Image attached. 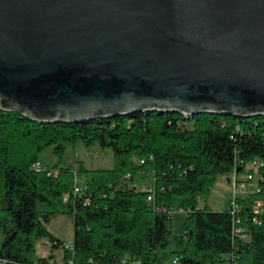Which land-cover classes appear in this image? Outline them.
I'll list each match as a JSON object with an SVG mask.
<instances>
[{
    "label": "trees",
    "instance_id": "trees-1",
    "mask_svg": "<svg viewBox=\"0 0 264 264\" xmlns=\"http://www.w3.org/2000/svg\"><path fill=\"white\" fill-rule=\"evenodd\" d=\"M77 143L112 150L113 167H33L47 148L61 160ZM254 158L264 159V115L151 111L39 123L0 108V264H54V249L63 250L64 264H166L175 257L178 264H264V212L249 227L250 240L236 246L231 212L199 206L218 176L229 178ZM75 173L87 186L79 194ZM146 173L151 202L147 191L129 185ZM260 173L259 193L237 200L240 216L252 215L253 200L264 207ZM174 208L186 211L179 249L172 248ZM56 214L72 223L71 249L46 227ZM42 239L51 244L47 256L36 254Z\"/></svg>",
    "mask_w": 264,
    "mask_h": 264
},
{
    "label": "water",
    "instance_id": "water-1",
    "mask_svg": "<svg viewBox=\"0 0 264 264\" xmlns=\"http://www.w3.org/2000/svg\"><path fill=\"white\" fill-rule=\"evenodd\" d=\"M0 108L264 115V0H0Z\"/></svg>",
    "mask_w": 264,
    "mask_h": 264
},
{
    "label": "rangeland",
    "instance_id": "rangeland-1",
    "mask_svg": "<svg viewBox=\"0 0 264 264\" xmlns=\"http://www.w3.org/2000/svg\"><path fill=\"white\" fill-rule=\"evenodd\" d=\"M40 168L43 169H58L60 167L76 168L81 165L89 170L110 169L114 165L113 152L107 148H101L97 145L84 146L77 143L74 146H67L61 160H59L52 152V148H47L38 155ZM152 174H137L134 182L129 185H134L135 189L142 190L151 187ZM233 199V189L228 179L225 176H218L215 183L210 189L207 196L200 198L199 206L206 205L212 211H221L226 209L228 203ZM185 214L177 208L171 212L172 224V248L179 249L183 245L182 232L184 231L183 222ZM48 231L56 238L61 240L64 245H70L72 242L73 227L70 220L56 214L51 217L50 222L46 225ZM51 244L46 239H42L36 245V254L47 256L51 252ZM54 264H64L63 250H52ZM166 264H172V259Z\"/></svg>",
    "mask_w": 264,
    "mask_h": 264
},
{
    "label": "built area",
    "instance_id": "built-area-1",
    "mask_svg": "<svg viewBox=\"0 0 264 264\" xmlns=\"http://www.w3.org/2000/svg\"><path fill=\"white\" fill-rule=\"evenodd\" d=\"M35 169L40 168V163L37 162L33 165ZM237 167L240 168L239 171H233L228 181L233 189V199L228 203L226 209L231 212L234 216L232 222V238L237 246L238 244L245 243L250 240L249 227L251 225H257L260 223V215L264 212L263 203L259 200H253L252 203V215L240 216L241 205L237 202L238 199L248 198L256 193H259L260 188L259 184L263 181V176L260 173L261 170H264V159L254 158L253 160L243 163L240 162L237 164ZM57 171H51L49 174H56ZM87 188L85 182L81 177L75 173L74 175V185H73V194H79L85 191ZM147 191L149 194L147 196V201L151 202L152 199V187L142 189V191ZM68 199V194L63 195V200ZM200 201V199H199ZM182 213L186 214L184 209H178ZM172 212V210H171ZM170 212V214H171ZM183 236L186 237L187 231L184 229L182 232ZM67 249H71V245H65ZM178 258L175 257L172 259V264H178Z\"/></svg>",
    "mask_w": 264,
    "mask_h": 264
}]
</instances>
